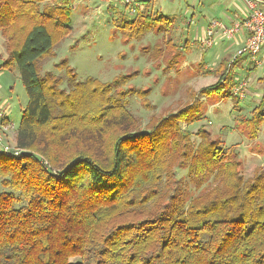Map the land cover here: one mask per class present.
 I'll return each mask as SVG.
<instances>
[{
    "label": "trees",
    "instance_id": "1",
    "mask_svg": "<svg viewBox=\"0 0 264 264\" xmlns=\"http://www.w3.org/2000/svg\"><path fill=\"white\" fill-rule=\"evenodd\" d=\"M68 3L0 0L2 68H16L27 96L14 137L20 154L0 151V264H264V173L244 179L233 148L203 129L194 146L181 124L196 121L201 105L145 133L127 109L129 92L120 90L126 77L76 82L62 61V89L60 77L39 74L69 32ZM148 21L119 26L130 36L159 21L171 33L172 18ZM177 59L172 52L170 61ZM224 75L199 93L220 92ZM263 108L262 100L241 121L251 140ZM177 169L213 185L184 200Z\"/></svg>",
    "mask_w": 264,
    "mask_h": 264
},
{
    "label": "rangeland",
    "instance_id": "2",
    "mask_svg": "<svg viewBox=\"0 0 264 264\" xmlns=\"http://www.w3.org/2000/svg\"><path fill=\"white\" fill-rule=\"evenodd\" d=\"M112 1L108 5L107 0H69V32L56 42L53 54L38 64L39 74L51 72L60 77L62 89L68 88L66 71L57 68L62 61L73 71L71 75L75 76L76 82L93 79L106 85L126 77L120 90L129 92L127 109L139 130L145 133L171 115L184 109L189 112L193 104L201 105L196 121L181 124V128L193 134L194 146L199 142L195 133L203 129L212 140L221 142L220 147L225 150L233 148V154H237L241 163L244 179L253 178L258 172L264 173V124L257 129V140H251L248 137L250 128L239 123L251 118V112L263 93L252 84L245 100L226 97L228 87L230 89L234 85L230 84L226 71V76L221 79L220 92L199 93L216 82L211 76L203 77L204 70L215 67L205 68L203 65L201 68L196 63L200 58V49L193 44L197 43L198 37V41L201 39L200 31H197L199 18L195 16L196 19H191L192 12L186 14L187 7L182 0H151L148 14L142 12V15L129 14L121 0ZM159 16L172 18L170 34L165 31V22L159 21L151 22L150 26L142 24L130 36L126 35L129 30L119 26L121 20L133 22L142 17L149 22ZM189 20L192 24L185 25ZM156 24L162 28L159 33H156ZM214 50H209L207 54H212ZM172 52H179L182 60L170 61ZM6 56L0 35V112L7 115L4 120L9 122V125L3 126L4 129L0 127V133L7 132L9 139L3 143L15 148L13 137L27 96L16 68H2ZM176 177L181 178L185 188L184 200L199 195L213 185L212 182L197 185L189 178L187 169H177ZM69 262L76 264L79 259L71 258Z\"/></svg>",
    "mask_w": 264,
    "mask_h": 264
},
{
    "label": "crops",
    "instance_id": "3",
    "mask_svg": "<svg viewBox=\"0 0 264 264\" xmlns=\"http://www.w3.org/2000/svg\"><path fill=\"white\" fill-rule=\"evenodd\" d=\"M110 1L111 0H107L108 5H110L111 3ZM113 1L115 2V0ZM150 1L151 0H138L136 13L143 12L148 14L149 11L148 6ZM182 1L184 5L187 7L186 14L189 15L190 12H192L191 19H194L195 16L199 18V21H197V25H198L197 31H200L199 36H201V39L200 41H198L200 38L198 37L197 43L193 44V46L198 47V49H200L199 52L200 58L199 60H197L196 63L200 65L202 68L203 65L205 68L206 66L215 67L213 69L209 68L208 70H206L209 73L203 77L211 76V78H214L217 82L225 71L226 73L229 72L227 75L230 77L229 80L230 84H235L240 80L246 81L247 84L246 98L250 93L251 85L254 84L256 90L263 93L261 96L257 94V96H259V101H258V105L255 108L259 107L261 101L262 100L264 101V43L258 55L262 61V64L261 66L256 68L251 66L249 60H247L245 57H237L234 60V62L230 65V62L233 60L236 52L244 45L248 37V32L245 27H241V29H239L238 32H235L230 37L226 36L220 30H216L212 37V45L209 48H203V45L201 44V42H203V40L206 38V29L209 27L211 21L220 22L226 27H231L234 24H241L249 14L250 9L247 0H182ZM252 1H253V6H255L257 9L264 10V0H252ZM191 24H192L191 20L185 22V25L187 26H190ZM212 49H215L214 52L208 55L207 52ZM253 110L251 113H253ZM239 123H241V121H239ZM7 124H9V122L7 120L2 119V122H0V127H3L4 125ZM242 125H246V124L242 123ZM3 133L2 135L4 137V141L7 142V140L9 139V137H7L8 134L7 132H3ZM14 137H13V143L15 144ZM253 140H257V137Z\"/></svg>",
    "mask_w": 264,
    "mask_h": 264
},
{
    "label": "built area",
    "instance_id": "4",
    "mask_svg": "<svg viewBox=\"0 0 264 264\" xmlns=\"http://www.w3.org/2000/svg\"><path fill=\"white\" fill-rule=\"evenodd\" d=\"M138 0H121V3L125 6L129 14L136 13V7L138 5ZM249 5V14L241 24H234L231 27H226L220 22L211 21L209 27L206 29V38L201 42L203 48H209L212 45V37L216 30H220L226 36L230 37L235 32H238L241 27H245L248 32V37L244 45L236 52L230 65L234 62L237 57H245L249 60L251 66L259 67L262 64L259 58V53L261 47L264 43V10L257 9L253 6L252 0H247ZM247 84L245 80H240L234 84L229 92L232 96L238 98V100H243L246 98ZM6 117L4 112H0V121ZM9 125V124H8ZM1 129H4L1 127ZM3 133V131H2ZM0 147L1 152L5 155L18 156L20 154L19 150L16 148H11L3 143V137L0 133Z\"/></svg>",
    "mask_w": 264,
    "mask_h": 264
}]
</instances>
